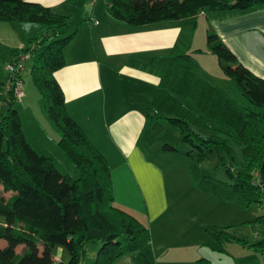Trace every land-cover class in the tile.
<instances>
[{
  "label": "trees",
  "instance_id": "trees-1",
  "mask_svg": "<svg viewBox=\"0 0 264 264\" xmlns=\"http://www.w3.org/2000/svg\"><path fill=\"white\" fill-rule=\"evenodd\" d=\"M107 6L114 19L134 26L181 22L169 58L129 63L159 78L151 112L137 140L147 160L159 144V152L190 159L194 188L227 203L238 202L241 208L255 204L264 209V80L242 66L215 33H207L221 71L248 103L241 105L196 75L198 56L189 52L199 14L208 21L223 20L264 9V0H107ZM68 18L39 3L0 0V21L52 29L30 39L24 48L10 50L9 65L19 66L23 55L28 58L13 79L8 75L0 81V106L5 108L0 115V192L2 188L12 193L8 199L0 196V239L6 242L0 249V264H114L128 254L135 264H156L149 229L112 204L107 161L68 114L54 79L64 66L63 50L74 35L57 38ZM196 53L200 55L201 50ZM34 54V84L44 99L47 117L61 135L58 145L74 162L78 179L61 175L49 159L30 147L12 109L17 102L12 84L15 80L23 83L24 64ZM7 85L11 88L2 93ZM209 154L214 155L213 170H223L227 181L203 167ZM226 229L205 231L222 245L246 243ZM95 242L99 249L91 257L89 246ZM17 245L27 250L17 254ZM56 247L67 251L66 262L54 260ZM262 247L263 239L252 246L255 251ZM259 252L264 255V250ZM195 264L210 262L200 258Z\"/></svg>",
  "mask_w": 264,
  "mask_h": 264
},
{
  "label": "crops",
  "instance_id": "crops-1",
  "mask_svg": "<svg viewBox=\"0 0 264 264\" xmlns=\"http://www.w3.org/2000/svg\"><path fill=\"white\" fill-rule=\"evenodd\" d=\"M23 1L39 3L62 16L79 13L74 29L69 33L74 35L63 50L64 66L54 73V79L63 92L68 114L107 161L115 206L127 213H138L141 217L134 214V218L144 226L150 223L156 264H195L200 258L207 259L210 264H263L255 254L245 253L243 248L239 256H231L227 252L228 247H221V244L211 247L212 238L203 229L205 224L195 222L187 230L183 226L173 227V218L168 216L173 205L168 202L163 184L166 172L158 161L163 159L162 152H159L160 146L153 147V151L157 152L155 158L147 160L137 144L145 117L151 112V101L159 85V78L129 63L135 61L134 64L142 65L153 58H169L181 22L172 20L141 26L130 25L110 15L106 0ZM99 15L103 16L104 21L97 22ZM207 23L239 63L264 80V9L223 20H209ZM27 31V28L22 29L23 36L16 47L14 44L7 45L9 43L3 39L0 41L11 50L20 49L27 40ZM5 90L3 88L2 93ZM0 108L4 109L3 106ZM133 176H137L140 185ZM149 176L154 177L156 184L145 191L148 200L143 202V195L140 196L137 186L146 188L148 181L145 180ZM125 181L130 183L133 194L126 195L128 190ZM196 191L199 193L194 197L198 199L222 201L212 198L206 192ZM129 196L137 199L138 207L120 203L124 198L123 201L131 205L129 201L132 197L128 199ZM216 203V207L198 209V212L216 214L225 208L221 202ZM224 212L228 213L227 208ZM213 222L208 224L214 226ZM219 224V228L231 226L223 225L221 221ZM183 242L195 245L200 254L190 256L187 248L181 247ZM208 244L211 254L205 252ZM226 244L231 246L233 243ZM114 264L135 263L133 255L128 254Z\"/></svg>",
  "mask_w": 264,
  "mask_h": 264
},
{
  "label": "rangeland",
  "instance_id": "rangeland-1",
  "mask_svg": "<svg viewBox=\"0 0 264 264\" xmlns=\"http://www.w3.org/2000/svg\"><path fill=\"white\" fill-rule=\"evenodd\" d=\"M104 1V0H103ZM102 1V2H103ZM100 2L101 4H103ZM107 2V0H106ZM74 16H68V24L61 29L63 34L57 36V38L64 37L70 33L71 30L74 29V23L76 19L79 17V13H71ZM75 15H78L75 17ZM202 15L203 18H199ZM108 16H106L107 18ZM100 20L104 21L102 15H99L97 22H101ZM197 26L195 30H193L191 35V48L190 51L192 54L198 56V63L199 67L195 71L196 75L202 79L208 81L211 85L218 87L227 95L232 97L236 102L241 105L246 106L248 103L245 101L243 96L237 91L235 84L231 80V78L224 75L221 71L216 56L211 52L207 43V33L213 32L208 25V21L206 20L203 14H199L197 16ZM87 23V22H86ZM20 26L18 23H6L0 21V39L8 42L7 45H15L17 46L20 37L23 36L22 29L27 28V40L22 48L27 45V42L35 37H41L42 35L46 34L48 31L52 29L46 30L39 27H23ZM5 45L4 42L0 41V81H5L8 76L7 66H8V52L12 49ZM196 50H201V54H197ZM36 56L35 54L32 56L30 60H28L24 64V70L21 73L22 78V93L25 91V97L22 96L20 100H17L12 105V109L17 112V115L21 122V130L24 135L25 140L30 145V147L42 157L49 159L52 163L53 167L63 176H69L71 179H78L79 173L77 168L74 165V162L70 159V157L61 149L58 145L60 141L61 135L57 131L56 126L54 123L47 117L44 108V99L37 89L36 85L33 81V67H34V60ZM27 90V93H26ZM0 115L5 114V108H0ZM158 146H160L158 144ZM182 150L186 151V147H182ZM157 153V152H156ZM156 153L153 151L151 154L152 157L155 158ZM163 159H158L161 165H163V169L166 172L165 176H163V184L166 188V193L168 194V202L170 205H173L172 208L169 210L168 216L169 218H173L174 224L173 227L176 226H183L186 230L190 228L193 223L198 222L201 224H207L206 228H219L220 224L223 225H231L230 228L224 230L225 232L235 236L238 239H242L245 241V244L241 243H233L231 246H226L225 244H221V247H228L227 252L228 254L233 256H239L242 252V248L244 249L245 253L255 254L260 261L263 262L264 260L261 252L264 250V247L258 248L255 251L252 246L255 245L258 241L264 240V209L263 207L257 206L255 204H249L243 208L240 207V203L234 202L232 204H227L223 201H213L210 200H202L194 197L195 194H198L196 188H193V184L191 181L190 169H191V161L190 159L182 156L179 153H161ZM213 163H214V155L209 154L207 160L203 163V167L209 171L215 173V176L220 181H227V176L225 175L223 170H213ZM137 182V184H141L140 181L137 179V176H133ZM112 180V179H111ZM145 181H148V186L139 187L137 189L142 196V200L147 202L148 198L145 196V191H149L153 188L154 181L153 176H149L146 178ZM158 183V181H157ZM127 193L133 194L130 190V183L125 181ZM157 187V185H156ZM113 188V184H112ZM205 193V192H203ZM212 198H216L215 196L206 193ZM12 193H6L2 190L0 192V196L4 199H8ZM126 195L124 198H126ZM114 196V191H113ZM132 197V198H131ZM120 200L122 205H129V206H137L138 201L133 196H129L128 199L131 198V205L126 202ZM216 202H221L225 208H227L228 213L224 212L225 208L220 210V212L215 213H208L203 214V212H198V209H212L217 206ZM114 206L116 205L115 202L112 203ZM116 207V206H115ZM117 208V207H116ZM119 209V208H118ZM136 209V208H135ZM123 211L122 209H120ZM125 212V211H123ZM126 214L132 216L134 218V214L137 217H141L138 213L131 211L130 213L125 212ZM178 214V215H177ZM260 217V221H256V219ZM137 220V219H136ZM148 220V219H147ZM138 221V220H137ZM212 221V225L210 224ZM139 222V221H138ZM143 225V224H142ZM149 231L151 229L150 223L145 224ZM201 226V230L202 227ZM196 234V233H195ZM209 234V232H208ZM212 238V237H211ZM258 239V240H257ZM213 240V239H212ZM211 240V244L213 246H217L219 243H216L214 240ZM6 246V242L4 239H0V249ZM99 244L97 242L93 243L89 246V253L90 256L93 257L96 251L99 249ZM183 248H187L190 256L200 254L195 248V245L189 242H183L181 245ZM210 244L206 246V254H211L209 252ZM219 249V248H218ZM234 249V251H233ZM27 249L23 245H17L15 247V252L17 254H23ZM41 251V247H40ZM218 251V250H217ZM54 258L56 261L66 262L69 259V255L67 251L62 247H56L53 252ZM224 262V261H223Z\"/></svg>",
  "mask_w": 264,
  "mask_h": 264
},
{
  "label": "built area",
  "instance_id": "built-area-1",
  "mask_svg": "<svg viewBox=\"0 0 264 264\" xmlns=\"http://www.w3.org/2000/svg\"><path fill=\"white\" fill-rule=\"evenodd\" d=\"M28 56H21L20 57V65L18 66H13V65H9L7 66V71H8V75H10V80L13 79V77L15 76V74L22 69L21 67V63L25 60H27ZM6 90L4 92H6L8 89H10L11 87L9 85L4 87ZM14 96L17 100H20L23 96L22 93V84L20 81L15 80L12 84V88Z\"/></svg>",
  "mask_w": 264,
  "mask_h": 264
}]
</instances>
